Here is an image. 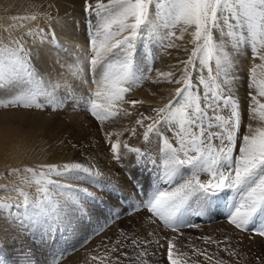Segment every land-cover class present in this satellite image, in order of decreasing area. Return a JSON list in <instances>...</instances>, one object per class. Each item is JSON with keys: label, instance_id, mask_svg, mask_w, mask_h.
I'll return each mask as SVG.
<instances>
[{"label": "snow or ice", "instance_id": "obj_1", "mask_svg": "<svg viewBox=\"0 0 264 264\" xmlns=\"http://www.w3.org/2000/svg\"><path fill=\"white\" fill-rule=\"evenodd\" d=\"M47 8L12 16L0 28V97H6L0 98V110L62 112L71 106L87 113L111 161L135 190V210L145 213L150 226L140 234L121 230L90 260L230 264L219 255H240L230 236L197 237L203 248L191 237L181 239L182 229L197 227L191 217L218 209L238 233L264 240V0H82L86 45L73 38L67 12L62 17L55 4ZM57 30L67 33L63 41ZM48 49H54L55 59L42 73L37 65L49 56ZM173 49L186 58L168 71L155 68L158 53L172 55ZM244 58L250 62L249 123L241 132L237 91ZM149 80L175 87L165 103L145 108V100L129 96ZM133 139L142 146L130 144ZM81 155L83 161L0 173V179L13 178L0 183V218L18 229L16 236L0 240H11L21 252L24 237L32 244L54 243L57 236L78 232L121 196L119 181L101 170L96 157ZM209 245L217 251L210 252ZM0 264H10L2 243Z\"/></svg>", "mask_w": 264, "mask_h": 264}, {"label": "rangeland", "instance_id": "obj_2", "mask_svg": "<svg viewBox=\"0 0 264 264\" xmlns=\"http://www.w3.org/2000/svg\"><path fill=\"white\" fill-rule=\"evenodd\" d=\"M69 24L76 28V30H73L71 33L72 36H74V39L78 43L86 45L84 12L82 8L77 17L69 19ZM59 39L63 41L61 37H59ZM47 51L52 55L54 49H48ZM153 51H155V49ZM162 52L163 51L158 53L159 58L154 65V67L159 70H161L160 61L163 59ZM52 56L54 57V55ZM245 61L246 62L243 63L244 66L241 65L245 68L244 72H246V80L243 83L242 88L237 91L243 116L241 132L245 130L246 125L249 123V90L247 88V77L250 62L247 58ZM48 63L50 64L51 62ZM148 63H151V57H149ZM45 64L43 68V63L42 65H37L38 68L40 67L39 69L42 73H47L51 70L49 64H47V62ZM150 75L154 77L155 73L153 72ZM160 85L153 84L150 80L145 81L141 87L129 96V99L145 100V108L149 104L153 107L159 106L167 101L170 97V93L168 92L171 91L165 89V94L157 92ZM154 92H157V95H155L156 99H149L145 95H140L142 93ZM143 110L145 109L141 108V111ZM2 111L3 110H0V112ZM33 113L47 116L46 123H33L28 121L25 117L24 118L27 122L18 118H11V120H9L10 124L12 126L14 125L13 127L18 128V130L22 129L23 132L36 133L39 138L51 140L50 146H52H47L44 150L39 149L37 151L38 154L33 156V160L41 159L45 163H59L71 159H79L83 161L81 153L89 154L95 156L96 159H99L100 157L98 154L102 150L107 151V148L103 143L100 129L97 127L96 122L93 121L87 113L73 112L71 106H69L68 113L70 114L67 115V118L60 119V121L57 117H51L56 112H51L50 110ZM120 123L128 124L129 121L122 120ZM41 124L45 125L39 127ZM129 143L137 147L142 146V142L138 139L130 140ZM73 144L77 145V147L73 148ZM155 149L156 146L154 144L153 150ZM107 155L108 161L112 164L111 169H113V174L118 179L114 177L111 178L119 181L121 196L118 199L109 201L103 211L96 212L92 216L91 222L87 223L86 226L82 227L78 232L57 236L54 243L49 241L46 244H41L40 241L37 240L35 244H32L26 237H24L26 251L21 252L19 245L12 247L11 241L8 244H3L0 240V243L4 245L5 254L8 257L10 264H25L26 259L29 261V264H53V261L59 259L62 253L63 258L59 259V264H99L98 261L90 260V255H102L104 249L102 247L98 248V246H100L102 242H108L109 237L115 239L121 230H124L126 233L135 232L140 234L143 230L150 228V226L146 224L145 213L143 211L138 213L135 210L138 200L131 183L128 181L123 170L115 162L111 161L108 152ZM101 162L102 160L100 163ZM103 166H108V163L106 162ZM212 218L217 219L211 220ZM208 220L211 222L208 223ZM190 222L197 225V227L182 229L184 232V237L181 238L182 241L187 242L185 238L191 237L192 243L197 247L203 248L206 246L202 241L197 240V237L212 236L215 239L223 240L225 236H230L232 238L231 243L233 247L237 249L240 255L236 259H233L228 257L224 252H220L219 255L221 258L229 260L230 264H236L237 259L240 260V264H258L257 257L260 258L261 262H264V240H261L260 238H255L254 240L249 239L247 234L238 233L228 224L226 213L223 209H218L208 216H193L191 217ZM14 230L18 232L16 226L14 227ZM16 235L17 234H12L10 236ZM241 240L242 242H240ZM207 247H209L210 252L217 251L216 245H209ZM163 264H167L166 260L163 261Z\"/></svg>", "mask_w": 264, "mask_h": 264}, {"label": "bare ground", "instance_id": "obj_3", "mask_svg": "<svg viewBox=\"0 0 264 264\" xmlns=\"http://www.w3.org/2000/svg\"><path fill=\"white\" fill-rule=\"evenodd\" d=\"M49 4H55L59 9V15L62 17L65 15V12H67L68 20L72 19V17H77V15L80 14V10L82 8V0H0V28H6L9 23L12 22V16L27 15L37 11L43 12L49 10L47 8V5ZM38 23L41 27L45 26V22L43 20L38 21ZM53 27H55V25H53ZM69 27L71 29V33L73 32V30H76L75 26L69 24ZM57 34V36L61 37L62 40H64L65 36L67 35V33H62L59 30H57ZM187 39L188 37L186 36L185 40ZM188 47H190V45H188ZM170 51L172 52V55H168L162 52L163 59L160 61L161 71H168L170 66L175 64L178 58H186V54L183 52H180L178 55L175 49ZM53 59L54 57L51 55V53H49V56L45 59L44 62H42L43 65L42 63H40L42 65V68L46 62L47 64H49L48 62H51ZM245 59L246 58L242 59L240 62V84L238 86V90L242 88V85L246 80V72H244L245 68H243V63L246 62ZM174 87L175 85H169L164 83L160 85V88H158L157 92H162L163 94H165V89H169L172 91ZM171 91L168 93H171ZM157 92L154 93H156L157 95ZM140 95H145L149 99H156L155 96H152V93H142ZM68 111L69 108L64 112H56L51 117H57V119L60 121V119L62 120L67 118V115L70 114L68 113ZM24 117L28 121L33 123H46L47 121V116L45 115L25 113L23 111L16 113L5 111L0 112V173H6L7 170L11 167H23L25 165L35 166L39 163H45L41 159L33 160V156L38 154L37 151L39 149L44 150V148H47V146L51 147V140L39 138L38 134L36 133L33 134L29 132H23L22 129L18 130V128L13 127L14 125L12 126L10 124L9 120H11V118H18L27 122ZM44 125L45 124H41L39 125V127H42ZM98 155L100 158L96 159V163L101 168V170L104 171L106 174L110 175L111 177L118 179L114 176L113 169H111L112 164H110V162L108 161L107 151L102 150ZM101 160L102 162L100 163ZM106 162L108 163V166H103V164H105ZM12 179V177L0 179V183H7ZM14 227L15 226L10 225L3 218H0V237H8L12 234H17V231L14 230ZM10 241L11 240L9 239L1 240L3 244H8Z\"/></svg>", "mask_w": 264, "mask_h": 264}, {"label": "water", "instance_id": "obj_4", "mask_svg": "<svg viewBox=\"0 0 264 264\" xmlns=\"http://www.w3.org/2000/svg\"><path fill=\"white\" fill-rule=\"evenodd\" d=\"M213 220V219H212ZM211 221H209L208 223H210Z\"/></svg>", "mask_w": 264, "mask_h": 264}]
</instances>
